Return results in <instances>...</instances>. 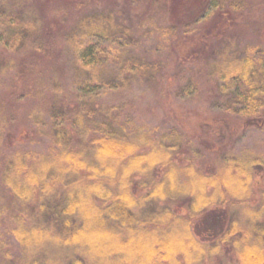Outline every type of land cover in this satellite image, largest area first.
<instances>
[{
  "label": "trees",
  "instance_id": "trees-1",
  "mask_svg": "<svg viewBox=\"0 0 264 264\" xmlns=\"http://www.w3.org/2000/svg\"><path fill=\"white\" fill-rule=\"evenodd\" d=\"M188 1L60 0L48 12L37 10L32 0H0V22L22 40L41 32L44 41L31 53L44 58L61 37L80 44L91 37L114 42L124 72L152 78L160 64L136 52L138 32L123 12L148 23L167 43L182 36L196 42L191 51L204 56L208 78L228 92L225 105H234L245 118L264 111V44L247 41L241 48L230 41L235 28L249 26L262 1L199 0L198 14L186 16ZM260 31L264 23L257 35ZM85 47V66L98 63L101 81L115 82L118 74L97 60L98 44ZM13 65L1 60L0 75ZM35 79L30 91L37 90ZM62 108L59 121H53L49 150L16 151L0 171V182L13 196L9 211L0 207V222L11 223L17 264H214L227 245L236 255L232 264H264V153H226L210 169L196 165L198 150L176 128L152 135L121 123L113 108ZM3 110L0 146L9 126ZM180 153L183 164L176 161ZM208 214L215 230L201 239L194 229ZM2 255L0 264H7L9 257Z\"/></svg>",
  "mask_w": 264,
  "mask_h": 264
},
{
  "label": "rangeland",
  "instance_id": "rangeland-1",
  "mask_svg": "<svg viewBox=\"0 0 264 264\" xmlns=\"http://www.w3.org/2000/svg\"><path fill=\"white\" fill-rule=\"evenodd\" d=\"M59 1L32 0L37 10L41 7L48 12H52L50 6L59 4ZM261 1L256 17L247 21L249 26L232 31L230 41L233 46L242 48L247 41L264 44V32L257 35L258 24L264 23V0ZM187 3L186 16L198 14L199 0ZM122 16L138 32L135 36L138 43L136 52L160 64L152 78L141 71L124 72L126 66L120 61L122 57H117V44L98 37L87 38L83 44L70 43L61 37L52 45L53 52L51 50L50 57L44 61L46 58L31 53L38 41H44L41 32L34 34V40L31 37L22 40L20 36L9 34L0 22V61L10 59L14 64L0 75V108L4 109L9 124L0 146V171L4 160L16 151L47 152L51 147L53 121L61 117L62 107H86L87 104H94L98 109L113 108L121 123L130 122L144 127L152 135L176 128L185 141L191 142L198 150L200 157L195 159L196 165L202 162V166L210 169L226 153L238 154L245 149L264 153V111L245 118L234 105H225L228 92L220 88L217 79L208 78L205 64L200 60L204 56L199 58V53L191 51L197 46L196 42L189 43L182 36L167 43L159 39L154 29L150 30L148 23L146 26L140 24L139 20L130 19L123 12ZM40 24L42 26V19ZM91 43L98 44L101 54L97 60L102 62V68L105 64L106 70L118 74L110 85L101 81L103 74L98 63L85 66L81 52ZM31 78H36L37 90L30 91L29 87L34 83ZM128 79L130 82L125 81ZM56 107L60 112L52 115L50 110ZM32 113L42 114L41 120L35 119L36 115L32 118ZM71 133L74 136V132ZM182 156L181 153L177 155L178 164H183ZM259 177L258 172L255 180L259 181ZM12 200V194L0 182V207L9 211ZM171 207L177 208L174 204ZM178 212L183 213L184 210ZM228 215L231 214L227 212L225 216ZM214 220L213 214H208L198 226L196 224V237L211 238L215 230ZM10 224L9 220L1 219L0 241L4 247L0 249V260L3 259L2 252H5L9 257L7 264H17L19 247L8 231ZM213 262L232 264L237 263V259L227 245Z\"/></svg>",
  "mask_w": 264,
  "mask_h": 264
}]
</instances>
